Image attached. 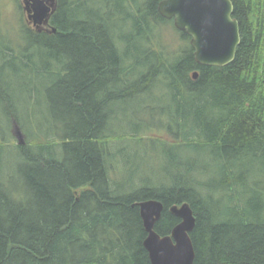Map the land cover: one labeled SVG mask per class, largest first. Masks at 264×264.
<instances>
[{"label": "trees", "instance_id": "trees-1", "mask_svg": "<svg viewBox=\"0 0 264 264\" xmlns=\"http://www.w3.org/2000/svg\"><path fill=\"white\" fill-rule=\"evenodd\" d=\"M161 1L56 0L38 29L17 0L18 32L34 44L0 27V264H152L138 204L148 199L164 203L162 236L181 221L170 208L191 205L195 264H264V0H232L242 39L226 66L198 63ZM168 23L181 35L173 53L155 43ZM42 44L58 59L47 72L29 52ZM26 70L54 78L33 88L38 112L12 82ZM157 85L173 107L152 136L155 121L130 119L122 104ZM46 112L54 132L42 135L35 119L42 128ZM13 123L24 144L9 143ZM145 138L161 151H134L153 161L129 160L119 181L115 162Z\"/></svg>", "mask_w": 264, "mask_h": 264}, {"label": "water", "instance_id": "water-1", "mask_svg": "<svg viewBox=\"0 0 264 264\" xmlns=\"http://www.w3.org/2000/svg\"><path fill=\"white\" fill-rule=\"evenodd\" d=\"M56 0H25L28 20L38 29L45 28ZM160 14L173 19L175 27L191 36L198 63L210 66H226L234 61L241 44L240 22L234 18L232 0H162ZM56 31V28L54 29ZM198 77V72L193 74ZM19 143H25L24 133L16 123ZM144 225L148 232L144 241L152 264H195L196 251L191 231L196 225V217L188 202L173 205L171 212L181 221L172 234L162 236L156 230L164 203L158 199H148L139 203Z\"/></svg>", "mask_w": 264, "mask_h": 264}, {"label": "rangeland", "instance_id": "rangeland-1", "mask_svg": "<svg viewBox=\"0 0 264 264\" xmlns=\"http://www.w3.org/2000/svg\"><path fill=\"white\" fill-rule=\"evenodd\" d=\"M22 4H23V16L25 18L26 21H28V23L31 26H35L33 24V22H30L28 20V13L25 10V0H21ZM18 4H17V0H0V27H1V33L4 35H6L11 41L17 39L20 40L22 42V45L25 46H29L31 44H34L33 41L29 38H25L23 36L22 39V35L20 37L19 34V27L21 24V21L19 20L20 17V12L18 9ZM160 34V35H159ZM158 37L155 39V43H157L163 50H165L167 53H173V51L175 52V50L182 45L181 40H180V32L173 26L172 23H168L166 26H164V28H162V30H160ZM21 38V39H20ZM30 54L33 55L34 58V65L38 68H43L46 71V68H48L49 66L54 67L56 62L58 61L57 57L52 54H50V51L46 49V46H44L43 44L40 45H34L30 48L29 50ZM30 70V69H29ZM26 70L24 72H20L18 74H13L12 75V82L14 83V87H16L17 92H24L27 95H29V98L32 97V102L34 101L36 106H34V109L36 112L39 111V106L37 105V96L33 91L34 87L40 86V85H48L50 84V82L54 81V78L52 77V75L49 76L48 73L44 72L43 75L41 76H34L33 74H31V71ZM33 93V94H32ZM166 92L165 90L157 85L155 88L152 89V91L148 94V97L146 99L143 100H130L129 102L122 104V106H124L125 110L127 108V112L125 111V113L130 117V119H135L134 116H143V117H148V119H153V122L155 121V123L152 124V128L154 129L153 132H151L152 136H160L162 131L161 129H157L155 127V125L161 121L165 122L168 120L169 118V112L171 110V107H173V103L170 100V98L168 97H164L163 95H165ZM123 109V108H122ZM144 111H148L145 112ZM151 114V115H150ZM0 116L3 117V112L0 110ZM39 118L35 119L36 123L38 125V133H41L42 135L47 134L49 131H53L50 128L51 124H54V121L51 120L49 114L46 112V115L44 117L43 123L42 124V128L39 127ZM25 122L26 125L24 126V128L30 130L31 126L34 125V121L33 119L30 118V116L28 114H25ZM42 122V121H41ZM58 130H59V125H57ZM115 129L117 131H119V127H115ZM24 133V137L26 140H29L28 135L23 131ZM148 132H142L143 135H146ZM153 133V134H152ZM119 134V133H117ZM157 134V135H156ZM166 134V133H165ZM164 135V134H163ZM8 137H10V131L8 133ZM169 137V136H167ZM149 139V138H148ZM147 138H145L144 142L139 145L137 148H131L129 151V153L123 154L122 155V161L121 164L119 161L115 162L117 171L115 172L116 174L119 171V168H121V173L119 176H116V174L114 173L113 176L118 179L119 181H127L128 180V175L125 171L124 165L129 161L132 160V162H141L142 160H145V163L150 165V162L153 161V159H151L150 161H148V158L145 157H139L140 155H136L133 154L134 151H136L137 149L141 150H152V151H156V152H160L161 151V146H159L158 144L154 145L152 144ZM10 142H13L11 145L14 144H18L19 143V138L16 135V127H15V123H13L12 125V130H11V137H10ZM115 142V148H118L119 145H124L127 146L128 142L125 141H120L118 139L114 140ZM123 147H121L122 149ZM141 167V164H139ZM160 164H158L154 169H144L146 170V173H152L153 170H157L159 168ZM142 168V167H141Z\"/></svg>", "mask_w": 264, "mask_h": 264}, {"label": "flooded vegetation", "instance_id": "flooded-vegetation-1", "mask_svg": "<svg viewBox=\"0 0 264 264\" xmlns=\"http://www.w3.org/2000/svg\"><path fill=\"white\" fill-rule=\"evenodd\" d=\"M47 25H48V23L47 24H44L43 26L46 27Z\"/></svg>", "mask_w": 264, "mask_h": 264}]
</instances>
